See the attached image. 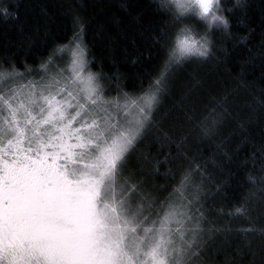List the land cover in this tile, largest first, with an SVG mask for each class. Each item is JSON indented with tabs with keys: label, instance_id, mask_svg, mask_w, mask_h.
<instances>
[{
	"label": "snow or ice",
	"instance_id": "snow-or-ice-1",
	"mask_svg": "<svg viewBox=\"0 0 264 264\" xmlns=\"http://www.w3.org/2000/svg\"><path fill=\"white\" fill-rule=\"evenodd\" d=\"M11 8L0 0L4 19L18 18ZM85 33L86 22L74 16L67 75L63 61L54 59L67 45L51 50L36 69L25 63L26 84L15 80L24 75L15 63L0 71L6 78L0 87V264H239L245 249L249 264H257V242L258 264H264V226L230 223L254 211L264 215V137L249 139L245 119L236 118L242 142L253 148V171L241 199L227 208L210 203L226 182L216 178L221 164L200 160L187 147L190 134L214 137L235 118L230 101L248 85L224 87L199 113L185 108L177 135L160 113L178 66L166 55V27L152 39L171 71L150 78L155 94L135 118L120 102L142 93L144 82L129 92L115 74L93 72ZM254 99L264 110V89ZM160 150H166L163 159Z\"/></svg>",
	"mask_w": 264,
	"mask_h": 264
},
{
	"label": "trees",
	"instance_id": "trees-1",
	"mask_svg": "<svg viewBox=\"0 0 264 264\" xmlns=\"http://www.w3.org/2000/svg\"><path fill=\"white\" fill-rule=\"evenodd\" d=\"M3 3H11L13 8L10 10L17 11L18 18L4 19L0 15V65L3 66L0 71L7 69L11 62L24 73L23 76L29 77L24 71L25 63L36 69L58 45H67L54 55V59L63 61L64 67L72 58V54L63 50L74 46L69 43V37L73 17L77 15L86 22L83 40L91 53V70L98 73L102 69L105 75L115 74L119 77L120 87L129 92L139 81L144 82L142 93L124 99L137 103L147 101L155 94L150 78L158 74L164 79L171 71L169 66L161 64L159 44H154L152 37L158 35L161 26L166 27L170 36L175 22L168 12L160 10L155 0H3ZM242 4L224 0L230 28L227 32L213 33L215 43L210 57L193 59L176 67L171 92L160 106L164 124L179 135L185 108L199 113L210 96L218 94L224 87L237 89L241 81L248 85L239 87L230 101L234 119L221 127L216 136L193 133L187 143L200 160L211 163L215 159L221 164L216 178L218 182H226L221 192L213 193L210 203L226 208L241 199L248 186L247 175L253 171L250 160L253 148L250 143L242 142L244 135L236 118L245 119L249 139L259 143L264 137V110L254 99L261 96V89H264V57L259 55L264 52V0H242ZM229 8L232 11H228ZM188 19L203 27L194 17ZM194 82H198L196 88L186 101L181 102V97ZM104 83L114 86L111 80ZM124 99L120 102L121 108ZM157 149L158 145L153 143L152 152L156 153ZM221 149L227 151L228 156H224ZM164 151L160 150L161 159ZM230 223L234 228L251 224L260 227L264 226V215L254 211L251 218L236 216ZM259 247L257 242V264ZM238 259L239 264H249L252 257L245 249Z\"/></svg>",
	"mask_w": 264,
	"mask_h": 264
},
{
	"label": "clouds",
	"instance_id": "clouds-1",
	"mask_svg": "<svg viewBox=\"0 0 264 264\" xmlns=\"http://www.w3.org/2000/svg\"><path fill=\"white\" fill-rule=\"evenodd\" d=\"M162 11H166L175 22L167 37L166 55L173 63L182 66L193 59H207L213 53V33L227 32L231 21L225 15L224 0H155ZM235 3V0H234ZM194 17L203 27L190 21Z\"/></svg>",
	"mask_w": 264,
	"mask_h": 264
},
{
	"label": "rangeland",
	"instance_id": "rangeland-1",
	"mask_svg": "<svg viewBox=\"0 0 264 264\" xmlns=\"http://www.w3.org/2000/svg\"><path fill=\"white\" fill-rule=\"evenodd\" d=\"M73 49H74V46H71L70 48H68V49H64L63 51H65V53H67V54H72V52H73ZM72 59H73V56H72V58L67 62L66 61V63L64 64V67L61 65V69H66V72H65V75H67L68 73H71L72 72V64H71V61H72ZM40 71H44V70H40ZM16 79V81L18 82V83H24V84H26L27 83V81H28V79H29V77H25V76H16L15 77ZM5 86V84H4V78L3 77H0V87H4ZM149 98V97H148ZM124 100H126V101H123L122 102V108L127 112V113H129V115H130V117L131 118H135V116H136V109L139 107V106H141L142 104H146L147 103V101H145V102H139V103H137V102H135V103H133V101L134 100H130V99H124ZM128 101V102H127Z\"/></svg>",
	"mask_w": 264,
	"mask_h": 264
}]
</instances>
